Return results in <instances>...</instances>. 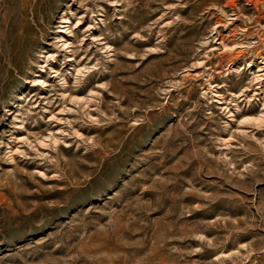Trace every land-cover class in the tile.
I'll return each instance as SVG.
<instances>
[{"label": "rangeland", "instance_id": "374dc122", "mask_svg": "<svg viewBox=\"0 0 264 264\" xmlns=\"http://www.w3.org/2000/svg\"><path fill=\"white\" fill-rule=\"evenodd\" d=\"M0 264H264V0H0Z\"/></svg>", "mask_w": 264, "mask_h": 264}]
</instances>
